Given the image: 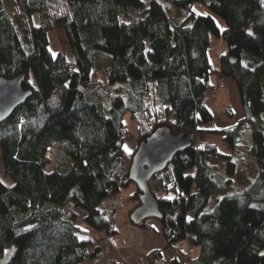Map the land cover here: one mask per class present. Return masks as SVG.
<instances>
[{"label": "trees", "instance_id": "obj_1", "mask_svg": "<svg viewBox=\"0 0 264 264\" xmlns=\"http://www.w3.org/2000/svg\"><path fill=\"white\" fill-rule=\"evenodd\" d=\"M197 1L227 27L222 31L213 16L192 11ZM58 29L72 61L49 49L48 33ZM211 34L226 42L219 69L209 59ZM21 74L32 95L0 123L3 169L12 180L0 183V258L9 245L16 247L5 264H88L85 233L105 238L93 259L101 255L105 264H116L108 240L116 227H109L105 205L134 183L129 175L139 147L125 151L126 113L138 123L139 145L168 127L188 136L222 134L229 149L203 142L176 154L152 178L166 244L149 253L151 261L161 262L166 249L187 240L194 247L187 264H264L261 0H0V78ZM215 75L235 83L243 115L232 125L201 129L214 119L205 98ZM250 123L255 178L206 210L221 189L213 160L234 176L241 128ZM141 194L137 187L131 195L130 217ZM147 220L131 217L140 227Z\"/></svg>", "mask_w": 264, "mask_h": 264}, {"label": "rangeland", "instance_id": "obj_2", "mask_svg": "<svg viewBox=\"0 0 264 264\" xmlns=\"http://www.w3.org/2000/svg\"><path fill=\"white\" fill-rule=\"evenodd\" d=\"M6 2L10 4L11 0H6ZM170 8L172 9V7H170ZM192 11H194L198 15H201L202 13H206L207 15L213 16L216 19L221 30H223L227 27L225 20L221 16L216 14L211 8H209L208 6L203 4L202 2H198V1L194 2L192 4ZM35 21L38 23V16L37 15H35ZM48 38H49L48 46H49V49L52 52V54H55L54 56H56L60 52H62L64 55H66L69 58V61H72L73 57L71 54L70 46H69V43H68L62 29L49 31ZM209 45H210L209 48L211 49L212 52L213 51L220 52L222 45H224V47H226V42L224 41V39L222 37H218V36L211 34ZM211 56L213 57V58H211V62L213 65L215 62V59H217V57L214 54H212ZM213 67L216 69L215 65H213ZM219 80H222V78H218L215 82H217ZM225 81H227V80H225ZM227 87H228V84L224 88H227ZM219 89H222V88H219ZM219 89L212 90V91L215 92V91H218ZM234 91H236V90L234 89ZM233 102L234 103L232 105L234 107V112H235V116L237 117V119L235 118L236 119L235 120L232 117V119L230 121H228V122L226 121L228 125H230L233 121L234 122L232 124L236 123L241 118L240 116L242 115V108H241L240 99L237 98L236 92H235V98H234ZM124 122L126 123L127 128H128V134L125 137L124 144H125V146H127V148L129 147L128 149L130 151H133L137 146H139V143H138V132H139L138 131V123L132 118L130 113L125 114ZM223 122H224V120H223ZM223 122L220 121L219 116L217 114H215V117L212 121H210L209 123L201 125L200 128L201 129H209L211 127H213V128L214 127H219V128L224 127L225 124ZM253 127H254V124L250 123V124L244 125L241 128V134H240V137H239V140L237 143L236 150L234 152V154H235L234 159L238 162V170L234 176H232V177L228 176L227 170H226V164L222 160H217V158H215L213 160V163L216 165L215 178L217 179L219 185L221 186V189L217 190L211 196L206 210H211L215 206L217 201L223 195H225L227 193H235V192H239V191L243 190L245 187L248 186L249 182L255 178L256 173H257V166H256V162L254 160V156L251 152V145H252V136L251 135H252V131L254 129ZM191 141L200 142L199 144H202L203 142H209V143L217 146L220 152H228L229 151V149L226 148V144H225V140L223 139V135L219 134V133H210V132H206V131H201L198 134V136H196L194 138V140L191 139ZM134 143H135L134 147L130 148L131 144L133 145ZM191 147H193V146L191 145ZM2 156H3V149L0 148V180L6 184H9L12 182V180L4 172ZM187 173H189V171ZM190 173H194V171L191 170ZM229 178H232V185L231 186H227V184H226V182ZM136 188H137V185L132 183L126 189H123L122 193L120 194L122 196L121 198H123V199H121V201H119V202H123V204H127V203H125V201L134 200L131 197V195L136 190ZM158 195H165V197L172 196L173 198L175 196V194L172 192L165 193L162 191L158 192ZM134 203H135V201H134ZM120 207H121V205H118V208H120ZM109 211H114L113 216H114L115 221L117 222L116 216H115V208L111 207V208H109ZM127 212H128V215H129V218L131 221L130 213H129V211H127ZM148 221H153L154 223H157V221H159V220L156 218H150L147 220V222ZM93 235H95V234L93 233ZM119 235H120L119 232H117L115 234L111 233L108 235V237H114V236H119ZM95 238L100 243L105 240V238H103L99 234H98V236L95 235ZM15 248H16L15 245H9L6 248L3 257L0 258V264L6 263V261L14 253ZM91 249H92V253H93V250H94L93 246H91ZM193 254H194V252H193ZM102 260H103V258L99 259V260H94L92 263L88 259V264H102L101 263Z\"/></svg>", "mask_w": 264, "mask_h": 264}, {"label": "crops", "instance_id": "obj_3", "mask_svg": "<svg viewBox=\"0 0 264 264\" xmlns=\"http://www.w3.org/2000/svg\"><path fill=\"white\" fill-rule=\"evenodd\" d=\"M221 51H211L209 48V59L213 58L211 55L214 54L217 59L213 65H215L216 69L220 67V56L225 53L226 47L224 45L221 46ZM68 58V57H67ZM69 59V58H68ZM212 63V62H211ZM217 76H213V83L217 80ZM228 87L219 89L218 91H207L205 104L209 108V110L219 116V120L223 122L225 126H229L227 124L228 121L232 119V117L237 119L234 112L233 101L235 98V92L237 94V98H239V94L237 93V88L235 83L232 80H227ZM234 89L236 91H234ZM236 101V100H235ZM229 110L230 113L229 114ZM243 115V114H242ZM242 115L240 117H242ZM225 118V119H224ZM233 119V120H234ZM235 119V120H236ZM227 121V122H226ZM234 122V121H233ZM232 122V123H233ZM231 123V124H232ZM230 124V125H231ZM224 126V127H225ZM219 128V127H214ZM134 140V139H133ZM135 142V141H134ZM135 143L130 148H133ZM125 146V144H124ZM129 148V147H128ZM255 160V159H254ZM258 170V169H257ZM122 196L116 197L111 201L106 203L107 210L111 207L115 208V216L117 220L116 232H119V236L108 237V240L111 242L113 249L116 250V264H156L151 261V258L148 257L149 253L157 248H162L166 244V240L161 233V225L160 222L154 223L153 221H148V226H135L131 223L128 212L134 205V200L125 201L127 204H123L121 201ZM118 205H121L118 208ZM113 233V234H115ZM98 236V234H95ZM95 235L85 233L80 235V237H86V239H82L88 246L90 250L89 260H99L103 257L99 255L97 258L93 257L96 255L97 249L99 247V241L95 238ZM91 246H93L94 250L92 253ZM188 241L186 240L183 243H179L176 246H171L165 250L164 256L160 263L158 264H187L189 262L188 255ZM192 253V258H193ZM176 260V262H175ZM105 260L101 261L102 264H105Z\"/></svg>", "mask_w": 264, "mask_h": 264}, {"label": "water", "instance_id": "obj_4", "mask_svg": "<svg viewBox=\"0 0 264 264\" xmlns=\"http://www.w3.org/2000/svg\"><path fill=\"white\" fill-rule=\"evenodd\" d=\"M25 74L12 79L0 78V123L7 120L32 95L23 87ZM192 141L184 133L174 134L168 127L155 130L143 140L133 155L129 178L142 192L141 204L133 211V221L140 223L150 218H161L159 202L151 188L152 178L165 170L179 152L190 148Z\"/></svg>", "mask_w": 264, "mask_h": 264}, {"label": "built area", "instance_id": "obj_5", "mask_svg": "<svg viewBox=\"0 0 264 264\" xmlns=\"http://www.w3.org/2000/svg\"><path fill=\"white\" fill-rule=\"evenodd\" d=\"M227 85V81H225V79H222V80H219L217 82H214L212 87H211V90H217L219 88H224L226 87ZM197 135L195 133H191L189 135V137L191 139L194 140V138L196 137ZM192 145L195 149H197L199 147V142H195V141H192ZM114 211H110L108 214H107V219H108V224H109V227L110 228H115L116 227V221L114 219ZM194 252V247L191 246V245H188V255H189V262L191 263V260H192V253ZM160 262V259L156 258L154 263H159Z\"/></svg>", "mask_w": 264, "mask_h": 264}, {"label": "snow or ice", "instance_id": "obj_6", "mask_svg": "<svg viewBox=\"0 0 264 264\" xmlns=\"http://www.w3.org/2000/svg\"><path fill=\"white\" fill-rule=\"evenodd\" d=\"M261 3H264V0H261ZM201 15H207V14H206V13H202ZM189 27H191V25H189ZM222 31H223V30H222ZM250 34H251V33H250ZM53 55H55V54H53ZM245 67H247V65H245ZM125 151H130V150L127 148V146H125ZM192 175H195V174L192 173ZM0 183H3V181H0ZM181 195H183V193H181ZM165 199L172 200V199H174V198H173L172 196H168V197H165ZM221 199H223V197H221ZM251 207L256 208L257 205L253 204V205H251ZM189 219H191V218H189ZM80 239H86V237H80ZM260 255H261V256H264V252L260 253Z\"/></svg>", "mask_w": 264, "mask_h": 264}]
</instances>
